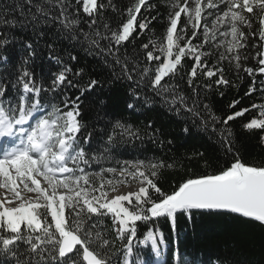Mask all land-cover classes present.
I'll list each match as a JSON object with an SVG mask.
<instances>
[{"label": "snow or ice", "instance_id": "6c2138e0", "mask_svg": "<svg viewBox=\"0 0 264 264\" xmlns=\"http://www.w3.org/2000/svg\"><path fill=\"white\" fill-rule=\"evenodd\" d=\"M28 2L31 4L32 0ZM46 3L59 8L56 19L72 34L82 31L78 26L86 16L93 31L83 34L85 40L109 54L113 47L129 43L136 33L148 29L150 21L138 17L143 8L153 7L148 0H135L126 8V19L117 30H112L107 23L102 25L108 33L105 35L95 26L103 19L102 10L112 6L111 0L107 4L103 0H46ZM171 9L159 47L152 41L141 45L146 62H159L154 70L147 66L139 69L127 60L121 62L118 57L115 62L121 64L127 79L132 80V73L136 72L157 95H170L173 110L190 114L206 130L211 122L215 132L216 123L227 125L250 109L233 111L218 121L207 104L200 106L193 100L189 105L187 98L177 93L168 79L179 75L182 61L189 58L193 61L187 73L190 87L198 71L207 78L216 77L217 86H228L230 81L224 78V69L210 68L202 59L211 55L202 49L217 41V33L223 37L213 45L218 63L227 61L237 75L241 71L248 76L264 75V43L256 50L258 67L244 64L249 59L244 51L256 47L250 43V37L264 42V0H174ZM36 11L45 16L50 14L40 4L36 5ZM205 14L213 18L207 21ZM182 15L187 17V22L178 29ZM32 19L37 17L33 15ZM18 23L21 22L0 17V25L7 28H15ZM189 25L193 39L203 29L201 45H194L192 39L185 40ZM222 28L225 30L221 31ZM101 40L108 41V46L102 48ZM8 42L4 37L0 39V46ZM221 48L223 51H219ZM3 59L6 61L7 57ZM71 72L65 66L55 74L48 88L38 84L27 68H22L15 83H0V189L4 190L0 193V257L3 258L0 264H112L115 241L96 230V225L91 223L93 216L111 215L116 239L123 242V264H135L131 257L137 222L163 217L175 227L178 215L191 218L194 211H208L233 214L264 225V165L243 162L238 154H233V145L227 137L222 143L230 158L224 166L214 173L185 179L170 192L157 183L159 169L172 167L163 162L124 161L119 168L87 171L86 166L98 157L90 156L83 146L90 143L91 134H83L80 96L62 100L59 106L42 96L45 92H56L66 81L72 85L68 80ZM82 72L81 69L74 74L79 76ZM98 83L96 79L89 80L81 95ZM9 87L15 89L11 96ZM205 87L210 88L211 84ZM255 90L250 86L246 95ZM133 96L139 99L138 94ZM238 103L233 100L228 107L235 109ZM127 107L132 109L135 105L128 103ZM251 108L257 109V114L243 127L264 132V105L253 104ZM116 127L123 130L121 136L139 138L138 131L134 132L129 125L117 121ZM108 141L111 143L113 137L109 136ZM260 143L264 144V135L260 136ZM129 180L139 182L138 190L109 195L110 191H116L117 185ZM148 241L152 251L159 254L162 238L158 243L155 233L149 229L140 242ZM209 264H219V261H209Z\"/></svg>", "mask_w": 264, "mask_h": 264}, {"label": "trees", "instance_id": "16d2710c", "mask_svg": "<svg viewBox=\"0 0 264 264\" xmlns=\"http://www.w3.org/2000/svg\"><path fill=\"white\" fill-rule=\"evenodd\" d=\"M103 2L107 4L108 0ZM111 2V7L102 10L103 19L95 26L105 35L108 33L102 25L107 23L112 30H117L126 19V8L135 0ZM173 2L148 0V4L153 7L143 8L138 17L150 21L148 29L136 33L129 43L113 47L112 54H109L85 40L83 34L93 31L86 16L82 17L78 26L82 31L72 34L56 19L59 8L46 3V0H32L31 4L28 0H0V17L21 22L15 28L0 25V39L7 37L9 41L0 46V83H15L22 68H27L38 84L48 88L55 74L65 66L70 67L72 72L68 74V80L72 81V85L66 81L56 92H45L42 96L58 106L62 100L80 96L81 121L85 126L83 134H91L90 143L83 146L90 156L95 154L98 157L86 166L90 172L108 167L119 168L124 161L163 162L172 167L159 169L157 183L164 191L170 192L185 179L214 173L225 165L230 156L225 154V145L222 143L224 137L231 141L233 154H238L243 162L264 165V144L260 143V136L264 132L243 127L257 114L258 110L251 106L264 105L261 74L248 76L241 71L237 75L227 61L218 63L217 49L213 47L215 43L211 42L202 49L211 55H205L202 59L210 68L224 69V78L230 81L228 86H217L216 77L207 78L198 71L190 87L187 73L193 61L189 58L182 61L179 75L166 78L177 93L187 98L189 105L193 100L200 106L207 104L218 121L233 111L250 109L227 125L216 123V131L213 132L211 122L206 130L202 122L194 120L190 114L173 110L168 93L157 95L148 86V81H141L136 72L132 73V80L127 79L122 74L121 64L115 62L118 57L121 62L127 60L139 69L147 66L154 70L159 62H146L145 50L141 45L152 41L158 46L163 40ZM37 4L43 5L50 14L45 16L37 13ZM33 15L37 17L36 20L32 19ZM186 22L187 17L182 15L178 29ZM184 36L185 40L192 39V43L197 46L204 39L201 30L193 39L191 27H188ZM100 43L102 48L108 46L106 40ZM250 43L256 47L244 51L249 56L244 64L255 68L258 67L259 59L256 50L263 42L258 37H250ZM28 44L32 47L28 48ZM72 56L76 59L72 60ZM4 57H7L6 61ZM81 69V75L76 76L74 73ZM91 79H96L98 85L81 95L82 88ZM208 84H211L210 88L205 87ZM250 86L256 90L246 95ZM14 93L15 89L9 87V95ZM133 93L138 94L139 99H135ZM233 100L239 102L235 109L228 107ZM128 103H133L135 107L129 109ZM117 121L131 126L134 132L138 131L139 138L127 134L121 136L123 130L116 127ZM109 136L113 137L111 143L108 141ZM106 148L108 151H105ZM91 223L96 225L97 231L115 241L112 264H123V242L116 239L111 215L93 216ZM149 229L155 231L158 243L162 238L159 249L165 246V254H161L163 260L159 264H209V261L217 260L219 264H264V225L233 214L194 211L191 218L178 215L175 227L163 217L137 222L136 239L143 238ZM131 259L135 264H156V252L152 251L151 241L146 248H138L134 243Z\"/></svg>", "mask_w": 264, "mask_h": 264}, {"label": "rangeland", "instance_id": "374dc122", "mask_svg": "<svg viewBox=\"0 0 264 264\" xmlns=\"http://www.w3.org/2000/svg\"><path fill=\"white\" fill-rule=\"evenodd\" d=\"M208 11H213V10H208ZM213 17L211 16H208L207 14H205V20L207 21H210ZM210 26V24H209ZM188 27H191V25H189ZM225 29H221V31H223ZM201 33L203 35V29H201ZM220 39H223V37H220L219 36V33H217V41H212L214 43H217ZM264 43V42H263ZM159 47V45L157 46ZM223 49V48H222ZM263 77V87H264V75H262ZM140 187V184L138 181H135V182H127L126 184L125 183H122V184H119L116 186V191L115 192H109V195L110 196H114V195H119V194H126L127 192H130V191H136L138 190V188ZM4 190L0 189V193H2ZM154 233L155 231L152 230ZM145 237V236H144ZM143 238L141 239H136L135 240V246L138 247V248H146L148 246V244L150 243V241H148L147 243H141L140 241H142ZM164 246V245H163ZM165 254V246L162 247V249H159V254L156 253V257H157V263L156 264H159L161 260H163V257L162 255ZM160 255H161V259L158 260V257L160 258Z\"/></svg>", "mask_w": 264, "mask_h": 264}]
</instances>
